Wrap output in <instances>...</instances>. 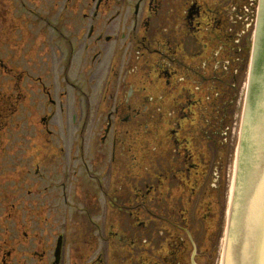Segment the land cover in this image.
<instances>
[{"label": "flooded vegetation", "instance_id": "af4514ba", "mask_svg": "<svg viewBox=\"0 0 264 264\" xmlns=\"http://www.w3.org/2000/svg\"><path fill=\"white\" fill-rule=\"evenodd\" d=\"M44 2L0 0V264H192L253 0Z\"/></svg>", "mask_w": 264, "mask_h": 264}, {"label": "water", "instance_id": "95a60500", "mask_svg": "<svg viewBox=\"0 0 264 264\" xmlns=\"http://www.w3.org/2000/svg\"><path fill=\"white\" fill-rule=\"evenodd\" d=\"M255 45V44H254ZM255 69L249 75L253 94L247 139V148L239 154L244 157V168L239 214H228L227 245L222 264H264V0L262 5ZM239 187L230 201L236 207ZM237 232L236 244L232 236ZM227 234V232H226Z\"/></svg>", "mask_w": 264, "mask_h": 264}, {"label": "rangeland", "instance_id": "374dc122", "mask_svg": "<svg viewBox=\"0 0 264 264\" xmlns=\"http://www.w3.org/2000/svg\"><path fill=\"white\" fill-rule=\"evenodd\" d=\"M41 3H45L44 0H40ZM57 3L59 6V9L63 7V0H53V4ZM259 4V1H258ZM59 9L57 10V14L59 13ZM254 15V14H253ZM259 19V11L256 9L254 22L252 23V26L248 29L249 31H254L257 27ZM249 62V61H248ZM247 77H248V68H245L244 74L241 77V83L240 85L236 86V80L233 78V82L231 85H233L231 89V95L230 98L227 94H225L224 91L220 92V95L212 96V114L214 111L217 113L213 114V117H217L220 115V119L224 118L225 116H229L225 121H221L219 124L220 127H222V130H226V135H223L220 137V142L217 143L218 149L219 148H225V152H221V150L217 149V153L214 152L211 160L208 158H204L205 162L212 163L210 164V170L211 175L205 176L203 179V188L210 187L212 191L219 195V198L217 201H214L217 210V219L215 220L214 226H211L210 234L206 236H211V242L208 243L209 247L211 249L206 250L205 252H198L197 257L199 254L201 256L197 258V261L207 262L209 264H220V259L222 256V241L225 237V229L227 226L228 221V210L230 206V193H231V184H232V175L233 170L235 166V158H236V149L238 145V132H239V126H240V120L242 119L243 114V106L245 102V95L248 89V83H247ZM216 105V106H215ZM16 121L20 122V119H12V123L15 125ZM11 129L14 130L16 128L11 126ZM229 140H226V139ZM216 145V144H215ZM152 147H154L152 145ZM201 150L203 149L200 148ZM202 154V152H200ZM200 155V154H199ZM155 156V155H154ZM207 164V163H206ZM209 165V164H208ZM207 168V167H204ZM156 174V170L153 168L149 171V178L152 179V175ZM211 177V183L212 186L209 185V178ZM217 190L220 191V193H217ZM195 209V204L192 205L189 209V219H188V233L182 232L181 234H184L186 236V239H191L193 236L190 231L197 234L200 238L195 239L197 246L194 245L193 252L197 249H200L199 243L200 241L204 243V239H206V236L203 237L202 235V228L207 227L209 224L207 222H203L201 215L197 214L194 216L193 212ZM53 227L51 230V234L47 236V239L51 241L52 244L56 241V235L62 231L61 228V220L56 219L52 221ZM208 227L205 231L207 233ZM206 244V240L204 245ZM203 245V246H204ZM202 246V245H201ZM29 246L27 245L26 248ZM224 248V245H223ZM192 247L189 249V254L193 253ZM69 251L67 252V254ZM67 264H71L70 262H67Z\"/></svg>", "mask_w": 264, "mask_h": 264}, {"label": "bare ground", "instance_id": "6f19581e", "mask_svg": "<svg viewBox=\"0 0 264 264\" xmlns=\"http://www.w3.org/2000/svg\"><path fill=\"white\" fill-rule=\"evenodd\" d=\"M258 1H259V4H258ZM253 3H254L255 8L258 9V11H259V19H258V23L256 25L257 28L254 31H248V33H246L245 36L247 39H249V50L251 49L252 45L254 44V39H255V48H254V52H253L252 57L248 53L247 59L245 60V63H244V67L245 68L247 67L249 69V71H251V72L256 67V63H255L254 59L257 57L263 0H253ZM243 74H244V72H243ZM250 76H251V73H250ZM241 77L242 76L239 77L240 80H241ZM233 78L236 80V76L232 77V82H233ZM250 94L252 95L253 91L251 90V84L249 82L248 83V89H247V92L245 95L246 101L244 102V106H243L242 119L239 122L240 126H239V132H238V145H237V149H236L235 166H234L233 175H232L230 199L233 198V196L235 195V190L238 187H239V193L237 196L236 207L233 208V211H232V209L229 208V218H230V213L232 215L237 214V213L239 214V210H240L242 183H243V175H244V168L242 166H240V160L244 156L239 154V153L243 148L245 150L247 148V139H248V130H249L251 103H252ZM226 140H229V139L227 138ZM236 237H237V232H235L232 236V244H236ZM227 238H228V230H227L226 236L223 238V241H222V256L220 259V264H222V259H223V245L226 247ZM197 254H198V250L196 249L192 253V256H196Z\"/></svg>", "mask_w": 264, "mask_h": 264}]
</instances>
